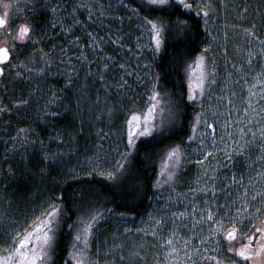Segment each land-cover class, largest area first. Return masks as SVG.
<instances>
[{"label":"snow or ice","instance_id":"snow-or-ice-1","mask_svg":"<svg viewBox=\"0 0 264 264\" xmlns=\"http://www.w3.org/2000/svg\"><path fill=\"white\" fill-rule=\"evenodd\" d=\"M0 8V264H264V0Z\"/></svg>","mask_w":264,"mask_h":264},{"label":"trees","instance_id":"trees-1","mask_svg":"<svg viewBox=\"0 0 264 264\" xmlns=\"http://www.w3.org/2000/svg\"><path fill=\"white\" fill-rule=\"evenodd\" d=\"M196 39L198 41V38H196ZM193 46H195V45H193ZM154 72H159L164 77L165 82H167L169 84V86H171V83H173V81H170L168 79L167 74L172 72V68L170 67L169 60L168 59H165L162 63H160V65L158 67H155L154 68ZM67 122H68V120H66V118H64V119H62L61 122H59L57 124V126L58 127H63L65 125V123H67ZM185 123H187V121H185ZM145 174L146 175H151V169H146L145 170ZM85 179H91V178H85ZM97 179H99V178H97ZM97 187L99 188L101 186L100 185H97ZM149 188H150V183H149ZM150 204H151V202H148L145 199V203H142L138 208L135 209L136 216L145 213L146 212L145 209L148 210L149 207H150ZM121 211H124V209H121ZM128 215H131L132 216V213L129 212ZM128 215H127V217H128ZM127 217L125 219V225H126V222H127Z\"/></svg>","mask_w":264,"mask_h":264},{"label":"rangeland","instance_id":"rangeland-1","mask_svg":"<svg viewBox=\"0 0 264 264\" xmlns=\"http://www.w3.org/2000/svg\"><path fill=\"white\" fill-rule=\"evenodd\" d=\"M144 39H147V37H144ZM233 47H235L234 44H230V45H229V51H230V52H231V50H232ZM222 66H223V65H222V63H221V67H222ZM153 71H154V69H153ZM197 110H199V109H197ZM70 119H71L70 116L66 117V120L70 121ZM158 163H159V162L157 161V165H158ZM160 203L162 204L163 201H160ZM149 213H152V214H154V215L157 213V201H156V200L151 201V204H150L149 209H148L145 213H143L141 216L138 217V221H137V223L140 222L141 218H143L145 221H147V220H148ZM142 226H147V225L145 224V225H142ZM123 227H125V221L123 222V224H122V226H121V230L123 229ZM148 238H149V237H146L145 239H148ZM103 239H104V237L101 236V237H100V240H103ZM130 239H131V238H130Z\"/></svg>","mask_w":264,"mask_h":264},{"label":"flooded vegetation","instance_id":"flooded-vegetation-1","mask_svg":"<svg viewBox=\"0 0 264 264\" xmlns=\"http://www.w3.org/2000/svg\"><path fill=\"white\" fill-rule=\"evenodd\" d=\"M11 3H12V4H16V3H21V4H23V3H25V0H11ZM2 11H3L2 8H0V12H2ZM15 15H18V16H25V15H28V13L24 12V11L21 9V10H17V11L15 12ZM57 31H59V29H57ZM28 51H31V49H29ZM189 115H191V110H189ZM141 215H142V214H141ZM141 215H138V216L135 215V217H133V215H132V216H131V215H128V217H127V222H126L125 227H129V226H131L133 223H137V221H138V217L141 216Z\"/></svg>","mask_w":264,"mask_h":264}]
</instances>
